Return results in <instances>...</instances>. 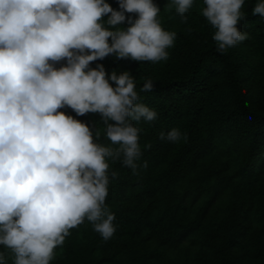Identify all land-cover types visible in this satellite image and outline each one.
<instances>
[{
	"label": "clouds",
	"instance_id": "1",
	"mask_svg": "<svg viewBox=\"0 0 264 264\" xmlns=\"http://www.w3.org/2000/svg\"><path fill=\"white\" fill-rule=\"evenodd\" d=\"M194 3L168 0L167 7L186 22ZM244 3L203 0L218 52L248 39L238 26ZM160 12L155 0H118V9L109 0H0V264H9L5 250L12 264H51L86 220L105 241L116 233L106 203L118 175L110 161L133 173L147 168L141 160L150 145H141L138 124L158 113L141 100L130 71L108 73L90 62L109 54L166 61L177 32L163 27ZM252 13L264 17V0ZM153 88L147 77L140 91ZM89 112L99 113L103 130L76 118ZM159 138L188 137L173 127Z\"/></svg>",
	"mask_w": 264,
	"mask_h": 264
},
{
	"label": "trees",
	"instance_id": "2",
	"mask_svg": "<svg viewBox=\"0 0 264 264\" xmlns=\"http://www.w3.org/2000/svg\"><path fill=\"white\" fill-rule=\"evenodd\" d=\"M109 3L118 9V0ZM155 3L163 27L177 32L166 61L109 54L90 62L108 73L130 71L141 100L156 109L155 121L138 124L141 145H150L141 160L148 167L133 173L110 161L118 175L106 203L116 233L105 241L86 220L51 264H264V17L252 13L256 0H245L238 26L249 37L220 53L203 0H195L186 22L168 0ZM147 77L154 88L140 91ZM76 118L103 130L99 113ZM173 127L187 140L159 138Z\"/></svg>",
	"mask_w": 264,
	"mask_h": 264
}]
</instances>
